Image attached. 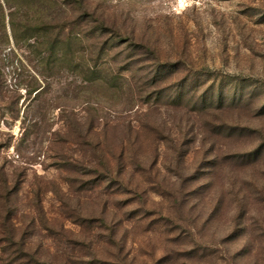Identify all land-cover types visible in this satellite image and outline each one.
I'll return each mask as SVG.
<instances>
[{"label": "rangeland", "instance_id": "rangeland-1", "mask_svg": "<svg viewBox=\"0 0 264 264\" xmlns=\"http://www.w3.org/2000/svg\"><path fill=\"white\" fill-rule=\"evenodd\" d=\"M15 3L0 264H264V0Z\"/></svg>", "mask_w": 264, "mask_h": 264}, {"label": "trees", "instance_id": "trees-1", "mask_svg": "<svg viewBox=\"0 0 264 264\" xmlns=\"http://www.w3.org/2000/svg\"><path fill=\"white\" fill-rule=\"evenodd\" d=\"M6 3L7 2H9V0H4ZM29 0H16V3H15V6H17V7H23V4H25V3H27ZM52 1V0H51ZM29 3H31V2H29ZM14 6V5H13ZM27 21V20H26ZM45 28V27H44ZM34 30V32H35V34H40L41 33V31H42V33H41V35H40V37L43 35V34H46L48 31H45V30H43L42 28H38V27H34L33 28ZM104 29H105V26L102 24V22L99 24V25H96L95 27H94V32L96 33V34H98V35H101L102 33H103V31H104ZM27 31V30H26ZM40 32V33H39ZM27 32H25V34H26ZM47 35V34H46ZM55 42H57L58 43V46H59V44H62L61 43V40H59V39H56V41ZM54 42V43H55ZM56 47V46H55ZM57 49L56 50H61V47H56ZM7 217H3L2 218V220H1V222H0V224H1V233H2V240H3V242H5V243H9L10 242V240H11V234H10V232L7 230L6 231V226H7V222H8V220L6 219ZM3 228L5 229V230H3ZM26 262V261H25ZM43 264H46V263H43ZM101 264V263H100Z\"/></svg>", "mask_w": 264, "mask_h": 264}]
</instances>
